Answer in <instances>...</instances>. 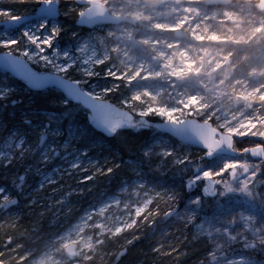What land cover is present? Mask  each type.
<instances>
[{"label": "rangeland", "instance_id": "rangeland-1", "mask_svg": "<svg viewBox=\"0 0 264 264\" xmlns=\"http://www.w3.org/2000/svg\"><path fill=\"white\" fill-rule=\"evenodd\" d=\"M9 1L17 0H0V12L5 13L0 15V47L4 52L23 57L35 72L64 75L77 81L102 104L103 118H113L114 109L109 106L115 105L134 116L128 126L135 130H157L153 127L156 123L191 119L210 122L221 131L223 138L231 135L234 147L235 138L245 136L259 140L249 147L264 146V9L258 7L260 0H229L224 4L172 0V5H168L167 0H26L36 4L24 14L9 8ZM191 4L199 13L213 10L215 15L217 11L225 14L214 31V37L221 42L195 44L192 41L195 35L189 32L187 40H183L184 31L175 25L168 32V38L180 45L177 53H185L188 59L167 54L166 46L161 45L164 38L157 32L150 37L160 42L159 51L167 56L154 57L143 39L145 17L158 11L166 15L186 12ZM48 6L49 10L57 9V15L37 18L38 10L47 12ZM93 6L124 16L125 20L118 24L83 27L80 24L83 13ZM136 8L139 11L144 8L145 17L139 14L133 17ZM70 17L75 21L70 22ZM164 23L173 27L170 19ZM122 31L134 33L123 39L135 50V58L124 59L116 54L113 42L120 40ZM45 40L50 43L45 44ZM9 41L17 43L8 44ZM188 48L192 54L188 53ZM142 79L148 84L140 83ZM15 88L13 81L0 76V99ZM52 89L63 98L50 100L54 107L70 101L61 91ZM27 112L24 110L22 116L23 120L34 124L31 131L17 124L5 132L6 125L0 114V172L6 174L2 169L14 159L27 154L38 155L41 159L34 160L27 169L31 179L26 197L29 204L40 207L39 214L51 211L58 214L70 204L66 202L69 193L65 190V178L72 175V184L79 190L91 175L102 171L107 159L96 147L100 149L105 143L100 138L93 139V152L85 145L80 146L77 135L87 136L88 131L78 126L69 127L68 139L62 142L66 134L59 118H55V126L49 130L38 120H31ZM95 116L89 109L94 130ZM158 117L161 120L153 122V118ZM49 131L55 137L45 143ZM163 137L156 135L151 144L158 151L147 148L159 155L156 161H130L135 177L129 184L99 203L86 205L75 222L57 236L42 238L37 246L22 253L14 246L2 262L86 264L93 255L101 262L106 256L103 248L106 236H119L141 216L145 215L144 220L154 215L160 205L153 209L151 205L159 199L169 205L171 224L179 230L190 226L193 235L207 244L208 258L201 264H264V161L244 153L239 156L214 153L210 158H216L209 162L188 165L193 147L182 151L181 145L175 144L169 135ZM213 152L205 149L201 157ZM170 155L169 165L172 162L187 164L183 166L187 179L178 186L164 180L168 171L164 161ZM91 170L94 173L89 172ZM188 180L207 185L210 180L217 181L215 189L209 191L215 197L208 213L200 210L202 185L199 190L191 188L186 199L181 198ZM259 182L263 184L261 189ZM7 200H11L10 193L0 182V201ZM2 207L0 228L15 224L19 218L17 210L7 205ZM181 237L180 233L171 236L166 252H177ZM71 243L77 247L74 256L65 251ZM164 245L157 246L156 250L163 249Z\"/></svg>", "mask_w": 264, "mask_h": 264}, {"label": "trees", "instance_id": "trees-1", "mask_svg": "<svg viewBox=\"0 0 264 264\" xmlns=\"http://www.w3.org/2000/svg\"><path fill=\"white\" fill-rule=\"evenodd\" d=\"M11 9L24 14L29 10V7L34 8L35 2L26 0L9 1ZM70 22H74L75 18L70 17ZM68 25L65 24V29ZM0 51L4 52V48L0 47ZM4 71V72H3ZM0 76L7 77L13 81L15 91L8 93L7 97L0 99V114L6 125L5 132H8L15 125L20 124L26 130L31 131L34 124L23 120V111H28V117L38 120L39 123L46 125L47 128L55 126V118H59L62 122L61 127L65 131V137L62 142L68 139L67 132L69 127L78 126V129H87L86 135H77L79 137L78 144L80 146L90 148V152L95 149L93 139L100 138L105 145L100 149L97 146L96 150H100L106 157L104 169L97 172L92 177L84 181L81 189L75 188L72 184V175H67L64 180L65 190L69 193L67 201L69 206H65L61 213L53 214V212H44L39 214L40 207L29 204V199L26 197L29 190L30 173L27 170L29 165L34 164V160H40L38 155H25L14 159L2 169L0 172V182L4 188L10 193L11 200L0 201V214L3 213L2 205H7L10 209L17 210L19 214L18 221L15 224H5L0 228V261H4L7 254L14 246H18L20 253L25 250L32 249L38 245V241L42 238L55 237L67 226L73 224L77 215L86 205L91 203H99L109 195L116 193L126 184H129L135 177L132 171L130 161L141 160L145 163H151L159 158V155L152 151H147L148 147H152L153 151H158L151 144L156 135L168 137L165 133H160L153 128H142L139 130L131 127H120L111 135H105L93 129L89 118V109L82 104L74 101L60 103L56 107L51 101L53 99H63L61 93L55 92L50 87H34L31 82L25 83L20 76L15 75L12 71H6L0 67ZM17 76V77H16ZM31 93L28 95V92ZM31 97V98H30ZM64 97V96H63ZM30 98V99H29ZM51 100V101H50ZM161 119L153 118V122ZM202 121V120H200ZM38 122H35L38 123ZM90 133V137L89 134ZM67 136V137H66ZM51 137H55L49 133L45 136V143L50 142ZM89 137V138H88ZM170 138L175 144L181 145L180 150L187 149L189 145H185L175 138ZM259 140L250 137H236L235 148L237 151H242L251 144ZM61 142V144H62ZM61 145L59 148H62ZM189 149V148H188ZM193 152L190 154L187 164H202L209 162L216 157L210 158L211 154L202 158L201 153L204 148L193 147ZM207 150V149H206ZM239 156V155H238ZM171 155L166 159L165 168L168 169L164 174V180L171 185L178 186L185 183L187 176L183 170V166L187 164L170 163ZM1 171V169H0ZM94 173L93 170L89 171ZM69 180V181H68ZM75 180V179H74ZM187 185L183 188L181 198L186 199L189 190ZM83 184V183H81ZM259 188H263L262 183ZM204 184L199 183V186ZM217 185V181H215ZM77 191V192H76ZM214 194H206L201 190L200 210L202 213H208L212 209V199ZM157 204L159 208L154 215L145 217L141 216L139 221L130 229L125 230L119 236H106L103 244L106 253L105 258L98 262V257L89 259L86 264H201L203 260L208 258V252L205 250L207 244L201 238L194 236L190 226L183 227L181 230L174 224H171L168 216L169 205L165 201L159 199L151 205L153 209ZM168 231V232H167ZM178 233L182 234L177 252H166L165 248L169 238L175 237ZM165 243L163 249L156 250V247ZM168 250V249H167ZM13 262V260H11Z\"/></svg>", "mask_w": 264, "mask_h": 264}, {"label": "water", "instance_id": "water-1", "mask_svg": "<svg viewBox=\"0 0 264 264\" xmlns=\"http://www.w3.org/2000/svg\"><path fill=\"white\" fill-rule=\"evenodd\" d=\"M229 0H207V3H226ZM259 9H264V0H260L258 4ZM44 12L41 9L38 10L36 17L37 18H48L55 17L58 13V10H49ZM125 17L120 15H112L107 10L100 6H93L88 8L83 13V20L80 24L83 27H90L93 24L101 23H114L118 24L121 21H124ZM22 65L24 68L29 70L31 73H34L32 78H26L24 74L19 71H16V66ZM0 67L6 71H12L15 75L23 77L33 84L34 87H52L61 91L65 97L74 102L82 104L87 109H90L95 113L94 126L95 129L105 135H111L114 131L120 127H127L128 122L134 119V116L121 108H118L115 105L109 106V108L114 109L113 118L105 119L101 115L102 104L95 99L92 95L87 93L80 84L71 80L64 75L53 74V73H38L35 70L31 69L26 60L11 52H1L0 51ZM122 116V119L120 118ZM134 124V123H133ZM158 131L167 133L168 135L174 137L179 142L193 146L196 148H214V152L211 153H221L229 155H239V154H248L253 158H258L264 161V146L256 145L252 147H247L243 152L236 151L234 149V141L231 135H226L225 139L222 138L221 131L212 126L210 122H196L191 119L183 120L180 123L176 122H161L153 125ZM195 181H189L188 187L196 186ZM211 189H214L215 182L210 181ZM217 193V190H215ZM65 251L69 255H75L76 245L71 243L66 246ZM0 264H5L0 261Z\"/></svg>", "mask_w": 264, "mask_h": 264}, {"label": "bare ground", "instance_id": "bare-ground-1", "mask_svg": "<svg viewBox=\"0 0 264 264\" xmlns=\"http://www.w3.org/2000/svg\"><path fill=\"white\" fill-rule=\"evenodd\" d=\"M167 1L168 5H172V0ZM136 9L137 10L132 12L133 17H136L137 14L145 17L144 14L146 12L144 8L142 9L143 11H139V8ZM185 10L186 12H170L169 15H166L163 11H158L151 13L149 17H145L147 22L146 27H143L142 29L143 39L154 57L165 58L167 56L159 51L160 42H155L154 38L150 37L151 34L157 32L161 33L164 38V40L161 42V45L166 46L165 51L167 54H177V56L181 59H188L185 53H177L180 45L174 42L173 39L168 38V32L173 29L175 25L177 28H180L184 31V36L182 37L183 40H187L186 33L189 32L195 35V40H192L195 44L203 43L206 45L211 42H221L219 38L214 37V31L216 30V27H218L221 19L223 20L224 18L225 14L223 12L217 11V15H215V11L213 10L210 12L199 13L198 10L195 9L194 4L188 5ZM192 14H194V17H192ZM166 19L172 20L173 27H169L164 23ZM133 34L134 33H129L128 31H122L120 33V40L113 42V45L116 46L115 51L118 57L124 59L136 57L135 50L133 48L130 49L128 40L123 39L125 35L132 36ZM191 38L193 37H190V39ZM188 53L192 54L190 48H188ZM139 82L148 84V81L145 79L139 80Z\"/></svg>", "mask_w": 264, "mask_h": 264}, {"label": "snow or ice", "instance_id": "snow-or-ice-1", "mask_svg": "<svg viewBox=\"0 0 264 264\" xmlns=\"http://www.w3.org/2000/svg\"><path fill=\"white\" fill-rule=\"evenodd\" d=\"M4 14H5L4 12H0V15H4ZM8 14L10 15V13H8ZM45 27H47V25H45ZM7 43L8 44L17 43V41H9ZM44 43L49 44L50 41L45 40ZM15 70L24 74L26 78H32L34 76V73H31L29 70L24 68L22 65H17Z\"/></svg>", "mask_w": 264, "mask_h": 264}, {"label": "flooded vegetation", "instance_id": "flooded-vegetation-1", "mask_svg": "<svg viewBox=\"0 0 264 264\" xmlns=\"http://www.w3.org/2000/svg\"><path fill=\"white\" fill-rule=\"evenodd\" d=\"M202 189H203V192L206 194H209V191L213 190L211 189L210 185H207V184H204Z\"/></svg>", "mask_w": 264, "mask_h": 264}]
</instances>
